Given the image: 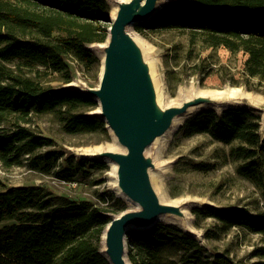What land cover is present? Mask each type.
Returning <instances> with one entry per match:
<instances>
[{
	"label": "trees",
	"instance_id": "trees-1",
	"mask_svg": "<svg viewBox=\"0 0 264 264\" xmlns=\"http://www.w3.org/2000/svg\"><path fill=\"white\" fill-rule=\"evenodd\" d=\"M24 5L0 0V164H21V157L51 144L28 126L34 116L59 115L68 134L108 136L104 121L87 114L97 102L78 92L57 90L39 80L56 74L64 84L72 81L66 62L74 60L85 70L100 64L89 45L104 43L110 26L106 0H22ZM135 32L179 30L191 45L241 53L250 77L264 79V0H185L161 9L146 23L132 25ZM35 75H31V74ZM261 116L249 109L216 112L203 110L178 130L181 137L197 134L231 145L228 156L241 161L238 175L258 183L264 166ZM98 169L104 162L92 161ZM87 161L80 160L82 168ZM2 188V189H1ZM0 188V264H109L100 253L106 225L127 210V203L103 194L101 205L87 200L54 206L43 190L34 186ZM109 197V199H107ZM112 201V203H110ZM196 218H211L221 232L247 230L264 239V210L244 207L193 208ZM131 264H237L228 254L204 260V249L180 228L156 223L147 230L126 233ZM183 250L178 262L158 256L166 246ZM264 264V246L253 254Z\"/></svg>",
	"mask_w": 264,
	"mask_h": 264
},
{
	"label": "rangeland",
	"instance_id": "rangeland-1",
	"mask_svg": "<svg viewBox=\"0 0 264 264\" xmlns=\"http://www.w3.org/2000/svg\"><path fill=\"white\" fill-rule=\"evenodd\" d=\"M2 1L24 5L22 0ZM106 1L111 15V4L109 0ZM175 1L185 0H171ZM129 31L143 45L145 54L153 66L158 91L167 105L178 101L181 88H193L201 92L240 89L261 100L263 111H255L261 116L260 134L264 137V129L261 128L264 114V79L246 74L241 53H232L222 48H207L200 43L191 45L188 34L179 30L147 31L139 34L130 27ZM99 44L88 46L100 59V64L90 70H85L74 60H66L72 74L69 84L56 79L57 75L50 72L38 76L39 80L57 90H69V85L76 81L97 87L102 57L97 51ZM224 110L227 109L215 111L221 113ZM97 111L98 104L87 114L91 115ZM193 117L194 115L186 121ZM182 125L171 130L146 151L152 155L157 166V170L151 172L156 192L165 203L189 201L185 208L191 223L189 236L195 238L203 247L204 260L211 261L215 254L225 253L237 264L258 261L253 254L255 249L264 246L261 235L237 228L221 232L215 220L196 218L191 209H223L237 206L251 212L263 211L264 166L258 183L244 178L236 172L241 161H234L228 156L230 148L236 143L225 145L203 134L181 137L177 134ZM28 126L36 135L50 139L51 144L37 149L33 154L22 156L19 165L5 168L0 164V188L38 187L54 206L66 201L81 200L101 205L100 197L111 193L115 198H121L127 203V210L136 209L135 205L115 189L110 163L104 162L107 169H98L92 165L94 159L81 155L87 148L109 147L120 150L110 133L107 138L99 133L68 134L63 130L60 116L56 114L34 116ZM80 160L87 161L82 168L78 165ZM172 225L183 229L182 225ZM182 255L183 250L168 245L162 249L158 258L178 262Z\"/></svg>",
	"mask_w": 264,
	"mask_h": 264
},
{
	"label": "water",
	"instance_id": "water-1",
	"mask_svg": "<svg viewBox=\"0 0 264 264\" xmlns=\"http://www.w3.org/2000/svg\"><path fill=\"white\" fill-rule=\"evenodd\" d=\"M115 6L109 18L110 26L104 43L98 45L101 72L98 86L78 82L69 90L95 100L98 111L91 114L105 123L120 150L100 149L89 156L99 162L114 165L113 179L117 192L136 206L125 210L106 225L101 237L100 253L109 264H130L127 257L126 233L130 229L147 230L159 222V217L177 219L185 234H190L185 205L165 203L156 192L151 172L157 170L152 155L146 151L157 144L172 129L176 117L190 107L228 105L258 110L242 99H231L220 94H199L183 99L179 104L167 105L158 91L153 66L140 40L129 28L135 23L151 21L169 5L171 0H110ZM165 6H161L168 2ZM70 86V85H69Z\"/></svg>",
	"mask_w": 264,
	"mask_h": 264
},
{
	"label": "bare ground",
	"instance_id": "bare-ground-1",
	"mask_svg": "<svg viewBox=\"0 0 264 264\" xmlns=\"http://www.w3.org/2000/svg\"><path fill=\"white\" fill-rule=\"evenodd\" d=\"M110 4H111V7H112V10H111V16L114 15V12H115V6L113 3H111V1L109 0ZM168 2H166L165 4L161 5V6H165ZM78 86V83L77 82H74L72 83L69 87H76L77 88ZM78 89V88H77ZM179 99L177 102H175V104H179L183 99H188L190 98L192 95H199V94H220V95H223L225 97H228V98H231V99H242L246 104L248 105H251L252 107H255L257 109H259L260 111H263L262 108H261V100L260 99H257L256 97L250 95V94H247L245 93L244 91L240 90V89H226V90H223V91H218V92H201L199 90H196V89H193V88H189L188 90L186 88H181L179 89ZM241 102H231L227 105H222V107L220 106H206L204 104H199V105H196V106H193V107H190L184 114L176 117L173 121V125H172V130L178 128L180 125H182V123H184V121H186L187 119H189L191 116L195 115L196 113L204 110V109H207V108H211V109H215L216 111L217 110H223L225 109L226 107H229L228 105L232 106V105H237V104H240ZM226 106V107H225ZM262 120H263V123L261 125V128L264 129V114H263V117H262ZM102 148H99V147H95V148H87L85 150L82 151L81 155L85 156V157H89L91 155H93L94 152L100 150ZM104 149H111L109 147H106ZM111 165V168L112 170L115 168L113 164H110ZM188 204L185 205V208ZM159 222H163V223H170V225L173 224H177V225H181V223L175 219V218H171V217H166V216H161L159 217ZM188 224H189V228H191V223L190 221L188 220Z\"/></svg>",
	"mask_w": 264,
	"mask_h": 264
}]
</instances>
